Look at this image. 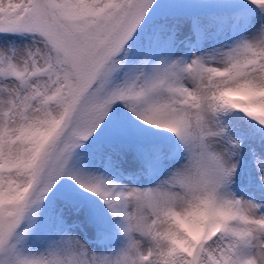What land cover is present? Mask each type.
Wrapping results in <instances>:
<instances>
[{
    "label": "snow or ice",
    "instance_id": "snow-or-ice-1",
    "mask_svg": "<svg viewBox=\"0 0 264 264\" xmlns=\"http://www.w3.org/2000/svg\"><path fill=\"white\" fill-rule=\"evenodd\" d=\"M0 264H264V0H0Z\"/></svg>",
    "mask_w": 264,
    "mask_h": 264
}]
</instances>
